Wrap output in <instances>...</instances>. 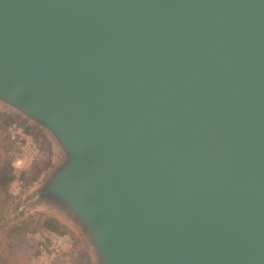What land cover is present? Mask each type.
Listing matches in <instances>:
<instances>
[{"label":"water","instance_id":"obj_1","mask_svg":"<svg viewBox=\"0 0 264 264\" xmlns=\"http://www.w3.org/2000/svg\"><path fill=\"white\" fill-rule=\"evenodd\" d=\"M0 106L97 264H264V0H0Z\"/></svg>","mask_w":264,"mask_h":264},{"label":"rangeland","instance_id":"obj_2","mask_svg":"<svg viewBox=\"0 0 264 264\" xmlns=\"http://www.w3.org/2000/svg\"><path fill=\"white\" fill-rule=\"evenodd\" d=\"M19 124L36 141L39 149L38 159L17 174L13 191L17 196V211L11 217L29 220L24 238L18 242L9 256L19 257L22 264H97L92 245L86 240L79 226L59 208L37 197L39 187L49 176V172L60 159L58 151L36 126L18 114L0 106V163L6 159L14 161L19 145L8 140V129ZM16 210V209H15ZM51 220L57 228L50 226ZM15 223H6L7 229Z\"/></svg>","mask_w":264,"mask_h":264},{"label":"trees","instance_id":"obj_3","mask_svg":"<svg viewBox=\"0 0 264 264\" xmlns=\"http://www.w3.org/2000/svg\"><path fill=\"white\" fill-rule=\"evenodd\" d=\"M20 172L24 171L16 169L13 166V161L7 163L4 159L2 164L0 163V264H22L19 257L17 259L14 258V255L9 256V252L13 251L19 244L21 237L24 238V231L30 223L27 219L20 220L16 216H10L13 211H17V204L15 203L17 196L13 191V184ZM9 222L15 224L7 229L6 223ZM49 223L50 226L57 228L55 220H51Z\"/></svg>","mask_w":264,"mask_h":264},{"label":"built area","instance_id":"obj_4","mask_svg":"<svg viewBox=\"0 0 264 264\" xmlns=\"http://www.w3.org/2000/svg\"><path fill=\"white\" fill-rule=\"evenodd\" d=\"M10 142L19 145L18 154L13 161V166L18 170H24L28 164L38 159L39 149L36 141L28 135L26 129L19 124L11 125L8 129Z\"/></svg>","mask_w":264,"mask_h":264}]
</instances>
